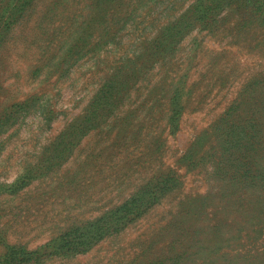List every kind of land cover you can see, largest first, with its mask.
<instances>
[{"label": "rangeland", "instance_id": "374dc122", "mask_svg": "<svg viewBox=\"0 0 264 264\" xmlns=\"http://www.w3.org/2000/svg\"><path fill=\"white\" fill-rule=\"evenodd\" d=\"M16 1L0 0V264H147L166 256L179 222L195 221L214 231L224 219L220 181L212 169L219 157L201 161L197 154L188 160L186 151L194 149L195 137L209 128L243 80L264 74V51L224 59L226 71L240 61L239 82L213 89L202 103H197L201 89L195 90L180 130L169 134L165 111L178 81L187 73L188 84L199 82L205 62L220 66L211 58L225 40L196 27H176L168 34L165 56L147 51L135 65L126 57H138L141 43L154 37L150 24L139 31L141 20L146 24L158 15L160 26L183 22L196 0ZM126 72L129 91L102 100L98 90ZM216 133L208 131V140ZM169 168L177 171L180 185L85 252L35 254L24 262L7 255L11 247L36 250L99 219L165 177ZM231 219L222 222L225 232L209 235L207 245L229 237ZM257 249L264 253V235ZM221 259L229 264L224 259H231L230 252Z\"/></svg>", "mask_w": 264, "mask_h": 264}, {"label": "trees", "instance_id": "16d2710c", "mask_svg": "<svg viewBox=\"0 0 264 264\" xmlns=\"http://www.w3.org/2000/svg\"><path fill=\"white\" fill-rule=\"evenodd\" d=\"M228 11H240L245 15H221ZM188 14L180 18L185 19L183 22L175 19L174 23H162L161 26H165L163 29L157 25L158 15L146 20V24L141 20L139 31L146 32L150 24L155 30L154 37L141 43L138 57H126L129 63L135 65L141 63L139 60L143 57H147L143 56L144 52L149 51V56L164 54L168 45V34L176 27L180 31H189L196 27L206 36H217L225 40L224 48L215 51L211 58L213 65L221 64L220 66L210 68V63L205 62L203 66H207V69L199 74V82L188 84L187 73L178 81L173 95L167 100L165 111L164 129L169 134L171 131L180 130L184 111L192 102L195 90L201 89L203 96L198 98L197 103H202L213 89L220 92L239 82L237 77L241 68L240 61L236 60L229 71H226L222 65L227 62L224 59H228L230 55L235 58L239 53L249 57L252 51L257 54L264 51V0H196L190 6ZM172 51L173 49L170 53ZM164 56L158 57L159 60L171 63ZM170 57L172 56L169 55ZM188 64L191 66V63ZM128 73L103 85L98 90L100 98L114 99L128 92ZM131 73L134 75L136 69ZM214 76L216 77L213 78ZM98 103L95 109L100 108ZM225 106L209 128L200 131L195 137L191 146L194 149L186 151V157L191 160L199 154L201 161L215 155L219 157L218 161L213 162L212 169L213 176L220 181L217 196L222 203L223 220L232 216L230 232L227 234L230 235L224 241L207 245L211 238L209 235L217 237V234L225 232L223 220L215 226L214 231L198 227L195 221L179 222L180 233L166 256L151 260L147 264H223L221 258L229 252L231 259H224L229 264H263L264 253L257 249V245L264 235V74L243 80L236 95ZM208 131H216L215 138L208 140ZM180 183L177 171L169 168L165 177L144 185L126 203L110 210L99 219L66 231L36 250L11 247L7 255L10 260L18 258V262H24L35 254L55 256L83 253L95 243L119 233L129 223L142 217L160 198ZM205 234L207 235L204 236ZM232 253H236L237 258H233Z\"/></svg>", "mask_w": 264, "mask_h": 264}]
</instances>
